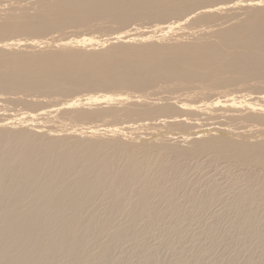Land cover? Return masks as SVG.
I'll use <instances>...</instances> for the list:
<instances>
[{"label": "bare ground", "instance_id": "1", "mask_svg": "<svg viewBox=\"0 0 264 264\" xmlns=\"http://www.w3.org/2000/svg\"><path fill=\"white\" fill-rule=\"evenodd\" d=\"M11 1L0 0V264H264V89L251 91L264 82V8L40 0L18 15ZM97 19L123 28L105 39L15 36ZM145 19L178 20L126 26ZM174 32L203 41L170 44ZM193 81L207 83L197 101L133 91ZM88 83L64 100L33 94ZM233 83L243 88L220 91Z\"/></svg>", "mask_w": 264, "mask_h": 264}, {"label": "rangeland", "instance_id": "2", "mask_svg": "<svg viewBox=\"0 0 264 264\" xmlns=\"http://www.w3.org/2000/svg\"><path fill=\"white\" fill-rule=\"evenodd\" d=\"M13 2H15L14 4L15 5H18V4H22L21 6L23 7H21L20 5H18V6H20L22 9H23V12H22V9L21 8H19L18 10H16L15 12L18 14V15H21L22 13H26V14H34L35 13V11H36V9L40 6V0H12ZM11 1V2H12ZM39 1V3H37ZM41 1H44V0H41ZM11 2H4V3H1V7H3L4 9L3 10H9L10 9V5L11 6H15L14 4L12 5V3ZM32 3V4H31ZM35 3V4H34ZM6 5H7V7H6ZM32 7H33V10H32ZM8 8V9H7ZM12 8V7H11ZM24 8L26 9L25 11H24ZM31 9V10H30ZM21 10V12H19ZM35 10V11H34ZM30 11V12H29ZM14 12V13H15ZM15 13V14H16ZM241 13H243V12H241ZM4 14V12L1 14L0 13V17H1V19H4L5 17H6V15H3ZM16 14V15H17ZM183 15H180L179 17H182ZM243 17H240V18H238V19H242ZM0 19V20H1ZM238 19L237 20H234V22L233 23H235V22H237L238 21ZM178 19H175V20H167V22H165V23H160V22H157V21H155V20H147V19H145V20H136V21H134V23H132L131 25L132 26H129V25H126L127 27H133V26H138L137 28H142V30H144V28H145V30L147 31H149V30H151V29H153L152 27H154V29H157L156 28V25H159L158 27H165L166 25H167V23H172V22H176ZM2 21V20H1ZM109 22H112V21H110V20H104V19H97V20H95V21H92L90 24H88L89 26H83V27H79V28H67V29H63V30H61V31H58V33H57V31L56 32H54L52 35H48V33L47 34H45V35H42V36H33V35H28V34H19V35H15V36H17L18 38H21V39H24V40H30V39H35V40H47V39H53V40H59V39H66V38H74V37H76V38H79V37H99V38H103V39H105L106 37H109L110 35H113L114 33H117L118 32V30H115V29H121V28H123V27H121L120 25H116L114 22H112V23H109ZM194 22V20H190V21H188V24L190 25V24H192ZM96 24V25H95ZM115 24V25H114ZM165 25V26H164ZM189 25H187V26H189ZM114 27V28H113ZM127 27H125L126 28V30H128L127 29ZM136 27H133V28H136ZM133 28H130V29H133ZM149 28V29H148ZM153 29V30H154ZM124 30V29H123ZM123 30H121V31H123ZM71 31V32H70ZM120 31V30H119ZM172 34H175V35H172ZM171 35H170V37H172L173 39H171L172 41H170L169 43L171 44H175V43H177V40L179 39V37L178 36H181V34H180V32H174V33H172ZM180 34V35H179ZM104 36V37H103ZM174 36H176V39H175V37ZM10 36L9 35H5L2 39H6V38H9ZM56 38V39H55ZM185 38H187V40L185 39ZM189 37H184L183 39H179V40H181L182 42L183 41H185V42H188L189 43V41H190V43H195L194 41H196L197 43L198 42H200V41H203V39H199V37L198 38H196V39H194L193 37H191L190 39H188ZM211 37H209L208 36V39L209 40H211L210 39ZM185 39V40H184ZM198 39H199V41H198ZM204 40H206L205 38H204ZM51 41V40H50ZM52 42V41H51ZM46 48H44V50H45ZM48 49V48H47ZM103 53H109V52H103ZM219 77V76H218ZM217 77V78H218ZM216 78V79H217ZM216 79H214V82H215V80ZM262 81V80H261ZM208 82V81H207ZM211 82H213V79L211 80ZM210 81L208 82L209 84H212ZM217 82V83H216ZM216 82L215 83H213L212 85L214 86H216V85H218V80H216ZM258 82H260V81H258ZM170 83V86L169 85H167V86H163V87H161V88H159V86H162V84L160 85V84H153V85H150L148 88H146V89H139V90H137V89H135V90H133V91H135L136 93H144V94H148V93H151L152 95V99H156V98H158L157 97V95H155L156 93H158V96L160 97V98H162V99H164L166 96V98L164 99V100H166V99H169V98H176V97H179V99H184L185 97H186V94L188 93V94H190V93H197V92H199L198 94H194L193 96H194V100H199V99H201V98H203V96L201 95L202 93L201 92H203V91H201L200 92V90H198L197 88L198 87H200V86H204V84H207L206 82L204 83H202V82H195V81H193V82H184V84L182 83V85H178V83H176V82H174L173 84H171L172 82H169ZM262 83H263V85H264V82L262 81ZM262 83L260 82V83H256V85L254 86V87H258L259 89H257V87H256V89H251V91H253L252 93H261L262 92V90L264 89V86L262 85ZM167 84V83H166ZM175 84V85H174ZM177 84V85H176ZM233 85V86H232ZM228 84V85H226V86H224V87H227V88H222V89H220V91L223 93V91H224V89H230V87H231V89L229 90V91H231V92H233V91H238V90H240L241 88H243V86H241V84L240 85H238V86H236V84ZM81 86L82 87H77V88H80V89H77L76 87L75 88H66V86H65V89H63V90H57V92H56V89H54V90H44V92H42V93H39V92H41V91H36L35 93H37V94H35V93H33L32 91L31 92H25L24 94L26 95V94H28V93H33L34 95H45V96H50V97H52V98H58V100H64V99H69V98H72V97H74V96H78V95H81L82 93H87V92H89V91H91L90 90V88L92 87V84L91 83H88V84H81ZM195 86V87H194ZM205 86H207V85H205ZM209 86H211V85H209ZM239 86H241V88L239 87ZM176 87V88H175ZM232 87H233V89H232ZM260 87L262 88V89H260ZM184 88V89H183ZM82 89V90H81ZM172 89V90H171ZM186 89V90H185ZM13 90V89H12ZM11 90V91H12ZM171 90V92H172V94L173 95H171L170 94V92H169V94H168V91H170ZM189 90V91H188ZM255 90V91H254ZM45 91H46V93H45ZM120 91H125V90H120ZM181 91V92H180ZM219 91V90H218ZM217 91V92H218ZM219 91V93H221ZM173 92H178L179 94H177V95H175ZM190 92V93H189ZM186 93V94H185ZM263 93H264V90H263ZM161 94H164V95H161ZM167 94V95H166ZM180 94H182L181 96H180ZM185 94V95H184ZM171 95V96H170ZM198 95V96H197ZM197 96V97H196ZM202 96V97H201ZM253 96L254 97H256L257 95H255V94H253ZM183 97V98H182ZM198 98V99H197ZM166 102V101H165ZM164 103V102H163ZM3 104V103H2ZM4 105V104H3ZM6 106H8V104L6 105ZM9 107H10V109H14V108H17V109H15L16 111L18 110V112L19 111H22V112H20V113H24V112H26V111H33V110H35L36 108H32V107H28V106H25V104L24 103H22V104H19V103H11L10 105H9ZM9 109V108H8ZM20 109H22V110H20ZM1 113H3V112H1ZM0 113V114H1ZM14 113V112H13ZM74 116V115H73ZM71 117H72V115H71ZM70 117V118H71ZM110 119H112L113 121L116 119H113V117L111 118V117H108V118H106L105 120H106V122H108ZM108 120V121H107ZM111 120V121H112ZM125 121H128L127 119H125ZM68 122V121H67ZM66 122V123H67ZM82 123H87L86 121L85 122H82ZM100 123H102V125H103V122H100ZM99 122H97L96 123V125H101ZM153 124L154 123V121H146V123L145 124ZM68 124H71V122H68ZM236 124V123H235ZM235 124L233 125V127L235 126ZM95 125V124H94ZM231 125V126H232ZM151 126L152 125H150V126H148V127H150L151 128ZM146 127V128H145ZM143 128V127H142ZM235 128H238V126L236 127L235 126ZM146 129H148L147 128V126H144V128L143 129H141V131H138V133L139 132H144V133H146L147 131L149 132V131H151V130H147L146 131ZM158 129V128H157ZM167 130H164V132L165 133H168V132H166ZM152 132H155V130L154 131H152ZM142 133H139V134H142ZM160 133H162V132H160ZM179 135V134H178ZM176 137V136H175ZM178 140H179V138H178ZM179 141H182V139L180 138V140ZM223 168V166H219L216 170L217 171H219V172H216V173H218V174H220V172H221V170H222V168ZM220 168H221V170H220ZM202 169V168H201ZM203 169H206V173H209V170H211L212 171V169H208V168H203ZM202 171V170H201ZM204 172H205V170H203ZM210 171V172H211ZM214 171H212L211 173L214 175V173H213ZM196 173H200V171L199 172H196ZM210 173V174H211ZM211 174V175H212ZM219 176H223V175H219ZM219 180H220V182L222 183V184H226V179H223L222 177H219L218 178ZM227 185H225L224 186V188L226 187ZM218 208L216 209V211L214 212V213H217L218 212ZM210 216V217H209ZM209 216H207L206 217V219H205V221H207V222H211L212 220H213V215H209ZM202 226V227H201ZM203 226L206 228H208V225H204V224H197L196 226L194 225V227H192V228H194L195 230H197V231H199L201 228V230H203L204 228H203ZM196 227V228H195ZM231 252H233V251H228V254H230ZM231 256V255H230Z\"/></svg>", "mask_w": 264, "mask_h": 264}, {"label": "snow or ice", "instance_id": "3", "mask_svg": "<svg viewBox=\"0 0 264 264\" xmlns=\"http://www.w3.org/2000/svg\"><path fill=\"white\" fill-rule=\"evenodd\" d=\"M257 5L261 8H264V0H255L254 6Z\"/></svg>", "mask_w": 264, "mask_h": 264}]
</instances>
